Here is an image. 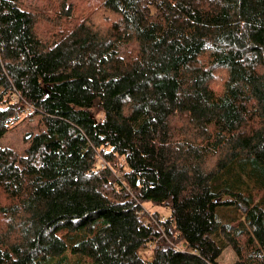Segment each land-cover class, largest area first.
Returning a JSON list of instances; mask_svg holds the SVG:
<instances>
[{"label": "trees", "instance_id": "obj_1", "mask_svg": "<svg viewBox=\"0 0 264 264\" xmlns=\"http://www.w3.org/2000/svg\"><path fill=\"white\" fill-rule=\"evenodd\" d=\"M101 11L47 44L0 0V142L39 123L0 146V264H264V0Z\"/></svg>", "mask_w": 264, "mask_h": 264}, {"label": "rangeland", "instance_id": "obj_2", "mask_svg": "<svg viewBox=\"0 0 264 264\" xmlns=\"http://www.w3.org/2000/svg\"><path fill=\"white\" fill-rule=\"evenodd\" d=\"M103 1L104 0H65L66 6L72 8L71 17L68 19L60 17L59 15L63 0H19V3H21L24 10L30 11L39 17L36 26L37 34L42 42L50 44L52 41L59 39L63 33L65 34L68 32L75 23L85 19H93L105 26V20L107 22L108 14L105 15V13L101 11ZM38 126L39 123L37 120L30 122L26 119L16 129L6 135L0 142V146L12 147L19 153H22L28 147L27 136L32 133L36 134L39 128ZM257 185H259V183L256 182L255 179H250L248 186L251 191ZM143 207L141 211L142 216L148 221L157 222V212L160 217L163 218L171 214L170 210L164 208L158 209L151 204H145ZM67 234L68 232L65 230L59 232V236L63 238H65ZM68 244L73 245L69 241ZM65 256L68 258L65 264H71V261L73 262L72 264H88L85 257L73 255L70 249ZM237 260L236 253L232 248H228L219 258L218 264H236ZM53 263L63 264L60 262V258H56Z\"/></svg>", "mask_w": 264, "mask_h": 264}, {"label": "built area", "instance_id": "obj_3", "mask_svg": "<svg viewBox=\"0 0 264 264\" xmlns=\"http://www.w3.org/2000/svg\"><path fill=\"white\" fill-rule=\"evenodd\" d=\"M141 215H142V213H141Z\"/></svg>", "mask_w": 264, "mask_h": 264}]
</instances>
